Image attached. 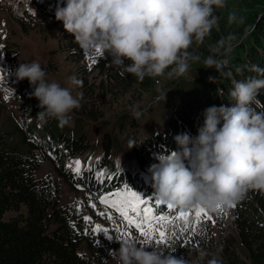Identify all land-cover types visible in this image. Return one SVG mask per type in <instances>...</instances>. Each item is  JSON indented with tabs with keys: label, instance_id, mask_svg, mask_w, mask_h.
<instances>
[{
	"label": "trees",
	"instance_id": "obj_1",
	"mask_svg": "<svg viewBox=\"0 0 264 264\" xmlns=\"http://www.w3.org/2000/svg\"><path fill=\"white\" fill-rule=\"evenodd\" d=\"M28 1L36 15L42 17L55 18L57 5H65L57 0L51 3L50 0ZM49 6L53 8L52 14ZM219 10L222 23H218L203 42L194 40L188 52L198 57L208 44H216V39L224 37L225 42L237 43L236 48L227 54V67L223 73L210 72L207 78L187 89L179 88L163 101L160 110L156 109L154 114L151 111L145 127L137 121L133 124L134 132L125 134L123 144L136 153L140 163H157L155 154L177 150L174 137L178 134L188 133L195 137L208 107L231 106L233 101L229 93L234 82L248 78L264 79V74L255 70L264 69V0H226V6ZM33 15L32 12L30 17L36 20ZM233 15L237 17L235 22L229 19ZM20 22L23 24L25 20L21 18ZM55 22L58 25V50L64 59L74 63L82 76L83 96L78 97L80 107L73 110L76 115L95 120L101 116L95 114L101 107L96 97L98 88L100 91L104 86L132 87L136 92L158 94L159 76H146L140 81L123 67L111 64L107 53L104 57L98 56L89 69L83 49L74 41V36L64 30L61 21L55 19ZM230 36L234 39L229 40ZM11 51L2 47L1 53L16 69L25 61L16 58ZM94 71L103 77L91 88L87 78ZM12 78L16 87L25 88L20 106L28 114L38 116L41 126L0 123V264H106L109 249L96 240L81 207L75 201L61 203L57 184L48 177L40 178L38 170L48 160L71 188L87 190L94 195L106 193L113 187L118 191L127 188L141 197L148 196L150 191L154 192L151 177L144 179L135 168L132 172L127 168L129 173H122L116 167L112 171L108 155H111L112 144L120 141L117 136L106 131L93 144L79 123L70 128L68 124L60 126L56 119L41 120L37 115L42 111L39 101L31 95L33 87L27 79L16 81L13 75ZM257 100L260 103L253 107L264 112V88L259 90ZM151 108L153 110L154 105ZM192 116L196 119L194 122ZM132 142H135L134 146ZM96 146L101 149L98 164L89 160L87 167L79 173L66 169L65 160L70 155L87 156ZM100 168H103V175L98 178L96 171L99 172ZM89 170H95V175ZM149 202L152 204L151 200ZM240 202L245 207L236 205L232 212L231 234L234 237L224 236L222 241L214 237L215 230L221 232L225 229L222 226L229 216L228 209L220 206L214 211V219L210 217L209 221L202 218L197 223L196 217L189 215L187 231L183 230L185 221H180L178 242L182 246H172L168 252L177 258L183 257L189 264H208L213 258L220 264H264V192L250 190ZM161 214L170 218L175 216L165 211ZM240 250L245 259L240 257ZM201 252L205 254L203 257Z\"/></svg>",
	"mask_w": 264,
	"mask_h": 264
},
{
	"label": "clouds",
	"instance_id": "obj_2",
	"mask_svg": "<svg viewBox=\"0 0 264 264\" xmlns=\"http://www.w3.org/2000/svg\"><path fill=\"white\" fill-rule=\"evenodd\" d=\"M225 6L226 0H66L63 7L57 5L55 19L81 49L102 57L107 53L111 64L143 81L146 76L165 75L166 69L169 78L186 76L189 61L199 59L188 49L218 26L214 12ZM229 19L237 21L234 15ZM232 47L227 46L225 56ZM203 63L223 73L228 60L209 55ZM255 70L264 74V69ZM11 74L16 81L27 79L33 87L31 95L39 101L41 120L56 119L60 126L70 123L82 93L73 96L70 88L49 82L36 61L20 63ZM70 81L73 86L82 84L75 77ZM262 88L264 79L234 82L231 106L208 107L195 137L178 134L174 137L177 150L155 154L158 162L148 171L157 199L174 209L197 206L215 211L217 206L232 207L250 190L264 192V112L253 107L260 103L257 96ZM165 93L157 99L164 101ZM133 115L139 118L142 113L134 109ZM117 240L119 251L109 255L118 264H189L155 245L142 246L134 237ZM208 264L220 261L213 258Z\"/></svg>",
	"mask_w": 264,
	"mask_h": 264
},
{
	"label": "rangeland",
	"instance_id": "obj_3",
	"mask_svg": "<svg viewBox=\"0 0 264 264\" xmlns=\"http://www.w3.org/2000/svg\"><path fill=\"white\" fill-rule=\"evenodd\" d=\"M52 0H50L51 3ZM66 2V0H57L59 2ZM50 10L53 8L48 7ZM220 10L216 9L214 15L218 17V23H222L221 17L218 14ZM34 13L36 20H32L30 17L31 13ZM53 10H51V13ZM23 18L25 23H21L20 19ZM58 38V25L55 22V18L52 16L42 17L36 15L34 8L30 5L28 0H0V123L9 124L19 122L24 124L35 123L36 127L41 126V121L38 116H32L27 113L20 106L21 94H25V88L16 87L13 83L11 72L15 70V66L11 63L5 54L1 53L2 47H8V52L11 51L14 56L20 60H24L25 63H31L36 61L40 63L41 67L46 71V79L49 82H58L62 87H68L72 90L73 96H77L78 93H82V85L73 86L70 78L75 77L79 81L82 80V76H79L78 69L75 68L74 63L70 60L64 59V56L58 50L57 47ZM223 38L215 40L216 44H208V46L198 57V60H190L189 70L186 76L179 78H169L166 74L159 76L157 82L158 94H152L147 92H136L132 87H102L99 91L97 90V97L100 100L99 105L101 106L95 112L101 115L98 119H85L83 116L76 115L72 112V119L68 124V127L73 128L77 123L81 125V129L86 135L87 139L95 144L102 134L106 131L117 136L120 141L113 143L109 150L111 155L109 156L112 162V171L116 167L120 172H132V169H137L138 174L148 179L151 177V173L148 171L149 167L154 164H142L137 160L136 153L123 144L125 134L134 132V123L137 121L145 127L147 119L151 111L154 112L162 108L163 100H158L163 93H165V100L173 95L179 88H189L194 83H199L205 78L210 72H214V68H205L203 63L204 59L209 55L215 56L217 59H228L229 55L225 56V49L231 44L232 51L236 48V42H225ZM219 43V44H218ZM219 49V52L215 51ZM85 61L88 68L91 69L92 64L96 61L99 55H93L83 50ZM12 54V55H13ZM17 60V59H16ZM21 63V62H20ZM103 75L94 71L91 72L87 78V83L90 87L96 86L99 83ZM14 89V94L12 92ZM164 100V101H165ZM154 105L152 110L151 106ZM97 107V105H96ZM159 107V108H158ZM138 110L142 113L139 118L133 115V110ZM163 113V112H161ZM192 122L196 120L194 116L191 117ZM149 127L151 126L148 124ZM111 135V134H110ZM112 142V141H111ZM122 144L120 145V143ZM95 147V145H94ZM100 147L95 148V152L92 151L86 155H70L65 160V167L68 170L74 171V162L79 160L80 170L86 168L88 161L92 163H99L101 155ZM92 171L95 175V170ZM103 168H100L99 172L96 171L98 178L101 177ZM111 171L109 170V176ZM129 173V172H128ZM37 175L41 178H50L58 186V197L61 203H67L75 201L83 210L85 217H88L91 231L96 240L109 249L108 252H118L120 243L117 239L134 237L138 244L142 246L144 244H152L159 247L161 250L168 252L172 246H182L178 242L179 238V225L180 221H174L168 224L166 227L161 228L160 225H156L157 229L165 232V236L162 238L159 236L158 231H154L151 237L142 236L140 232L127 224L126 221L115 211V209L109 208L106 204L100 202L99 197L101 195L108 196L111 193L120 192L118 189L112 187V189L106 193L94 195L87 190H74L70 187L69 183L66 182L55 170V166L52 162L45 160L37 172ZM132 176V175H130ZM151 202L154 203L155 199L154 192L149 195ZM149 197L143 199L149 201ZM245 207L242 202L235 204ZM164 206H160L161 208ZM234 207H228L229 216L224 222L221 232L214 231V237L218 241L225 239L224 236L234 237L231 234L233 231L232 226V212ZM197 206H193L187 210H180L188 212L190 216L195 217V210ZM201 208V207H199ZM204 209V208H202ZM209 217L214 219V211L204 209ZM161 214V212H160ZM209 221L211 219H205ZM97 227L106 230L107 235L104 232L97 231ZM109 237H111L109 239ZM224 237V238H223ZM173 238V240H172ZM172 240V241H171ZM147 251H151V248H147ZM109 255V253H108ZM240 257L245 259L246 256L242 250H240ZM248 261V260H247ZM106 264H118L116 259L112 256H108Z\"/></svg>",
	"mask_w": 264,
	"mask_h": 264
},
{
	"label": "snow or ice",
	"instance_id": "obj_4",
	"mask_svg": "<svg viewBox=\"0 0 264 264\" xmlns=\"http://www.w3.org/2000/svg\"><path fill=\"white\" fill-rule=\"evenodd\" d=\"M75 167L73 170L77 173L80 172L79 160L74 162ZM103 175V173H101ZM101 203L106 204L109 208L115 209L117 213L127 222L128 225L136 228L142 236L151 237L154 231L159 232L160 237L165 236L164 231L157 229L156 225H160L161 228L166 227L168 224L174 221H185L184 231L188 230V212L180 211L178 215L170 218L169 215H161L160 212L163 210L160 206L163 205L159 199H155L154 203L151 204L148 200L143 199L136 192H133L127 188L121 190L120 192L111 193L108 196L101 195L99 197ZM233 205L232 207H234ZM169 209H173L167 206ZM220 206H217L219 208ZM196 222L199 223L200 220L210 219L208 214L204 209L197 207L195 210ZM85 219H89L85 217ZM97 231L104 232L107 235L106 230L97 227ZM193 231L195 227L193 226Z\"/></svg>",
	"mask_w": 264,
	"mask_h": 264
}]
</instances>
